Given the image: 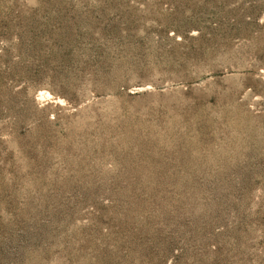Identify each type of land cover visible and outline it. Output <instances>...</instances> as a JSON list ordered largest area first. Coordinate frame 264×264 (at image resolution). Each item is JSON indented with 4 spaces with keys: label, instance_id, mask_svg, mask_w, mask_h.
I'll return each instance as SVG.
<instances>
[{
    "label": "rangeland",
    "instance_id": "obj_1",
    "mask_svg": "<svg viewBox=\"0 0 264 264\" xmlns=\"http://www.w3.org/2000/svg\"><path fill=\"white\" fill-rule=\"evenodd\" d=\"M0 264H264V0H0Z\"/></svg>",
    "mask_w": 264,
    "mask_h": 264
}]
</instances>
